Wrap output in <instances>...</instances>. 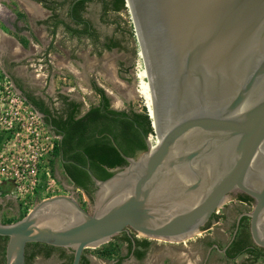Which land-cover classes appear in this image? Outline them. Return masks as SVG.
Listing matches in <instances>:
<instances>
[{"label": "water", "instance_id": "water-1", "mask_svg": "<svg viewBox=\"0 0 264 264\" xmlns=\"http://www.w3.org/2000/svg\"><path fill=\"white\" fill-rule=\"evenodd\" d=\"M128 1L162 140L152 150L147 139L148 150L135 158L118 149L128 164L105 181L83 167L97 188L91 211L57 195L18 222L0 221L5 264H26L34 243L72 250V264H81L85 250L129 230L184 242L235 191L255 199L250 233L264 249V0ZM181 171L189 175L182 190L161 196V181Z\"/></svg>", "mask_w": 264, "mask_h": 264}, {"label": "rangeland", "instance_id": "rangeland-1", "mask_svg": "<svg viewBox=\"0 0 264 264\" xmlns=\"http://www.w3.org/2000/svg\"><path fill=\"white\" fill-rule=\"evenodd\" d=\"M114 4L115 0H95L92 5V20L102 43L115 41L118 47L111 51L102 47L99 71L90 72L85 78L74 73V67L75 72L81 71L76 61H83L82 56L76 58L80 52L74 44L64 46V43H59L63 44L62 47L58 44L52 50L38 53L30 45L26 51L28 56L20 55L16 59L0 56V221L18 222L41 201L57 195H72L89 211L94 206V202L65 177L59 162H56V174L53 172L51 161L55 134L42 121V116L23 103L3 69L24 79L31 91L46 99L52 98L58 108L61 94L81 99L86 107L97 104L100 98L91 87L92 83H96L105 90L114 109L133 108L138 112H147L153 118L146 67L130 10L126 6L117 12ZM62 40L65 42V38ZM93 48L91 55L97 49ZM36 73L40 76L35 77ZM158 141L157 136L153 146ZM227 210L220 209V213L228 212L231 219H236L238 213L233 208ZM221 229L228 239L233 230L222 224L213 226L208 232L197 233L184 242L137 234V239L141 242L147 240L150 246L143 249V260L133 259L124 264H247L245 255L232 262H227L217 252L209 260L206 258L207 241L219 238L217 234ZM123 240L119 235L100 247L90 248L88 257L93 264H117L127 254V245ZM38 263L62 264L57 252L48 260L41 256Z\"/></svg>", "mask_w": 264, "mask_h": 264}, {"label": "trees", "instance_id": "trees-1", "mask_svg": "<svg viewBox=\"0 0 264 264\" xmlns=\"http://www.w3.org/2000/svg\"><path fill=\"white\" fill-rule=\"evenodd\" d=\"M87 0L78 1L73 7V15L77 19L80 12L85 9ZM115 11L125 9L126 0H115ZM107 49L118 47L116 42H109ZM95 92L101 97L102 104L93 106L86 114L81 116L78 105L68 102V97L62 96L66 108L52 112L42 100L36 101L28 95V105L34 107L44 115L43 121L49 129L61 136L56 141L52 152V170L57 161L62 163L63 169L71 183L78 189L84 190L93 198V181L83 167L90 168L100 181H105L114 175V170L127 166L126 159L120 154V149L126 157L135 158L138 154L148 150L147 139L154 134L152 120L147 112H138L130 108L117 110L111 105V99L103 88L94 84ZM151 116V115H150ZM65 117V118H64ZM71 161V162H68ZM54 172V170H53ZM25 217V216H24ZM21 216L20 220L24 218ZM14 221L3 222L11 224ZM130 241V239H128ZM8 238L0 236V264L6 263V246ZM143 247L147 248L149 242L144 240ZM253 255V251L249 250ZM242 253V251H241ZM51 252L47 253V257ZM64 256V255H63ZM141 258L144 252H138ZM255 257L258 258V255ZM35 255L31 256L34 259ZM29 259V260H31ZM73 257H71L72 263ZM82 264H89L87 258L82 259Z\"/></svg>", "mask_w": 264, "mask_h": 264}, {"label": "crops", "instance_id": "crops-1", "mask_svg": "<svg viewBox=\"0 0 264 264\" xmlns=\"http://www.w3.org/2000/svg\"><path fill=\"white\" fill-rule=\"evenodd\" d=\"M78 1L80 0H0V25L3 26L0 28V56L15 59L20 55L28 56L26 51L30 45L38 53L52 50L59 43H64V46L74 44L78 46L79 51L76 52H80L74 57L82 56L83 59L76 61L81 71L75 72L74 67V73L85 78L88 73L99 71L98 60L102 58V47L107 51L111 50L106 47L108 42L102 43L95 30L96 24L91 16L95 0H87L85 9L76 19L73 7ZM62 38H65V42ZM59 45L62 47L63 44ZM92 48L95 50L94 55H91ZM39 76L38 73L35 74V77ZM94 84L96 83L91 84L93 90ZM98 97L100 98L99 95ZM245 257L248 259L247 264H254L256 261L257 264H264V253L258 258L253 255Z\"/></svg>", "mask_w": 264, "mask_h": 264}, {"label": "flooded vegetation", "instance_id": "flooded-vegetation-1", "mask_svg": "<svg viewBox=\"0 0 264 264\" xmlns=\"http://www.w3.org/2000/svg\"><path fill=\"white\" fill-rule=\"evenodd\" d=\"M4 74L7 76L9 81L12 83L13 89L20 95L21 99L28 104V95L32 96L35 98L36 101L42 100L45 104V106L51 110L53 113L56 111H59L66 108L65 101L61 99L62 96L68 97V102L73 103L75 105H78V108L81 112V116L86 114L93 106H99L102 104V99L100 97V100L97 104L90 105L89 107H86L84 102L81 99L76 98L75 96H70L68 94H61L60 97H58V101L60 103V107L58 108L56 106V102L52 98H44V96H40L37 93L31 91L30 89L27 88V82L22 79L18 78L16 76H13L10 74L8 69H3ZM32 102V101H31ZM29 103V106L33 108L36 112H39L32 103ZM45 118V117H44ZM65 118V117H64ZM54 132V131H53ZM55 133V132H54ZM56 134V133H55ZM59 140L62 139L61 136H58ZM60 163V168L63 172L64 175H66L62 163L60 161H57ZM71 162V161H68ZM54 173L56 174L57 169H56V164L53 167ZM65 177L68 178L66 175ZM70 181V179L68 178ZM71 182V181H70ZM94 184V183H93ZM73 186H75L73 184ZM76 188V186H75ZM77 190L83 192L86 194L92 202L95 201V196L97 192V188L95 185H93L92 190H93V198L87 194L84 190L78 189ZM231 198V199H230ZM228 199L230 200L227 202L221 209H228L233 208V211L238 213V216L236 219H231L228 215V212L223 211L220 213V209L213 215L211 218L210 222L203 228L204 232L210 231L213 226L216 225H226L228 229L233 230L231 233V236L227 239L225 237L224 231L221 229L220 232H218V237L214 240H209L207 241V255L206 258L209 260L211 256L214 253H220L223 255L224 259L227 262H232L237 260L239 257L242 256H248L252 255L250 254L249 250H252L253 256L260 255L262 256L264 253V249L257 247L251 237L250 233V219L247 216L248 213L252 212L253 207L256 203L255 199L250 197L249 195L240 192V191H235L229 194ZM231 207H230V206ZM227 210V211H228ZM138 233L134 232L133 230H129V233L125 232L120 235L124 240V242L127 245V254L125 257L121 258L118 260L117 264H124L125 261H130V260H137L141 261L145 257V254L143 257L138 256V252H142L145 246L143 247V242H141L139 239L136 238ZM119 236V235H118ZM115 238V237H114ZM117 238V236H116ZM130 239V241L128 240ZM8 243V242H7ZM242 251V253H241ZM51 252V255L47 257V253ZM58 253L59 258L61 259L62 264H70L71 262V257L74 258V252L69 249H60V248H55L49 245L45 244H40V243H34V244H29L27 247V252H26V264H39V258L43 256L44 259L48 260L50 259L54 253ZM88 249L85 250L83 258H87L89 260V264H93L92 260L88 257ZM35 255L34 259H31V256ZM64 255V256H63ZM82 258V259H83ZM31 259V260H29ZM66 261V263H65ZM73 262V260H72ZM258 261H256L254 264H257ZM72 264V263H71ZM82 264V261H81Z\"/></svg>", "mask_w": 264, "mask_h": 264}, {"label": "bare ground", "instance_id": "bare-ground-1", "mask_svg": "<svg viewBox=\"0 0 264 264\" xmlns=\"http://www.w3.org/2000/svg\"><path fill=\"white\" fill-rule=\"evenodd\" d=\"M127 1V7L128 9L130 10V13H131V16H132V20H133V23H134V27H135V32H136V37H137V40L139 42V45H140V50H141V57H142V60H143V64H144V67H146V76H147V79H148V84H147V90L150 94V100H151V112H152V115H153V118H154V121H155V102H154V96H153V90H152V84H151V79H150V74H149V70L147 68V62H146V59H145V55H144V52H143V49H142V46H141V42H140V35H139V31H138V28H137V24H136V20H135V17H134V14H133V11H132V7L129 3L128 0ZM153 121V120H152ZM158 144L156 145H152V150H155L157 148V146L159 145V143L161 142L162 140V136H158ZM189 181V175L185 172V171H181L175 175H167L162 181H161V184L159 185V190H158V193L163 196L164 198L166 199H170V198H173L174 196H177L178 193L182 190V187L183 185ZM186 200H190L189 198H187ZM185 200V201H186ZM228 200V199H227ZM200 233V232H198ZM197 235V233H196Z\"/></svg>", "mask_w": 264, "mask_h": 264}, {"label": "built area", "instance_id": "built-area-1", "mask_svg": "<svg viewBox=\"0 0 264 264\" xmlns=\"http://www.w3.org/2000/svg\"><path fill=\"white\" fill-rule=\"evenodd\" d=\"M23 103L24 104H26L24 101H23ZM31 107V106H30ZM32 108V107H31ZM33 109V108H32ZM35 111V110H34ZM36 112V111H35ZM36 113H38V112H36ZM39 114V113H38ZM41 118V117H40ZM42 119V121H43V118H41ZM54 133V132H53ZM55 134V133H54ZM154 134H156L155 132H154ZM154 134H150V136L148 137V140H149V142H150V146L152 147V145L156 142V137L154 136ZM57 140H59V137L55 134V138H54V142H53V144H52V152H53V150H54V148H55V145H56V141Z\"/></svg>", "mask_w": 264, "mask_h": 264}]
</instances>
